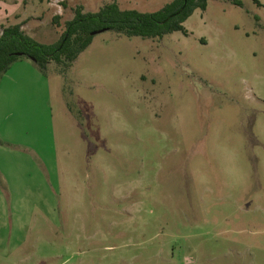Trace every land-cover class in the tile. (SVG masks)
<instances>
[{
    "label": "rangeland",
    "instance_id": "374dc122",
    "mask_svg": "<svg viewBox=\"0 0 264 264\" xmlns=\"http://www.w3.org/2000/svg\"><path fill=\"white\" fill-rule=\"evenodd\" d=\"M170 1L0 0V27L52 45L77 7ZM239 1L2 75L0 264H264V0Z\"/></svg>",
    "mask_w": 264,
    "mask_h": 264
},
{
    "label": "trees",
    "instance_id": "16d2710c",
    "mask_svg": "<svg viewBox=\"0 0 264 264\" xmlns=\"http://www.w3.org/2000/svg\"><path fill=\"white\" fill-rule=\"evenodd\" d=\"M209 0H171L154 13L121 10L116 2L102 6L95 13H85L82 7L73 11L65 23L60 40L52 45L42 44L24 32L21 24L0 27V79L21 58L31 60L44 73L54 62L68 69L91 44L93 36L111 31L141 39H162L175 32L187 35L183 24L196 10L204 12ZM235 6L239 0H226ZM58 17L54 19L57 21Z\"/></svg>",
    "mask_w": 264,
    "mask_h": 264
},
{
    "label": "crops",
    "instance_id": "0c3cea01",
    "mask_svg": "<svg viewBox=\"0 0 264 264\" xmlns=\"http://www.w3.org/2000/svg\"><path fill=\"white\" fill-rule=\"evenodd\" d=\"M11 13V12H10ZM11 14H8V15H1L0 16V22L2 21V20H4L5 18H8L9 16H10ZM17 24H21V21L19 22L18 21V23L17 22H15V24H12V25H17ZM22 25V24H21ZM1 26V25H0ZM23 27V26H22Z\"/></svg>",
    "mask_w": 264,
    "mask_h": 264
}]
</instances>
